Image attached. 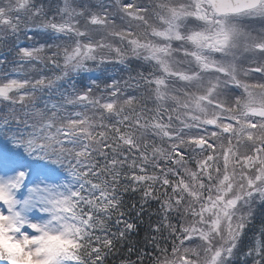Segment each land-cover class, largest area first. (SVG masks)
Returning a JSON list of instances; mask_svg holds the SVG:
<instances>
[{
    "label": "snow or ice",
    "instance_id": "1",
    "mask_svg": "<svg viewBox=\"0 0 264 264\" xmlns=\"http://www.w3.org/2000/svg\"><path fill=\"white\" fill-rule=\"evenodd\" d=\"M0 264H264V0H0Z\"/></svg>",
    "mask_w": 264,
    "mask_h": 264
},
{
    "label": "clouds",
    "instance_id": "2",
    "mask_svg": "<svg viewBox=\"0 0 264 264\" xmlns=\"http://www.w3.org/2000/svg\"><path fill=\"white\" fill-rule=\"evenodd\" d=\"M0 219H5V218H0ZM6 231L7 229L2 224H0V245L19 251L21 249V245L18 242L13 243L11 241V238L5 235ZM21 264H27V260L21 262Z\"/></svg>",
    "mask_w": 264,
    "mask_h": 264
}]
</instances>
